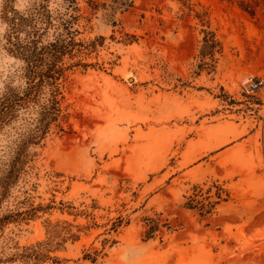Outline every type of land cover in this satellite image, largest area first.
I'll list each match as a JSON object with an SVG mask.
<instances>
[{
  "label": "rangeland",
  "instance_id": "obj_1",
  "mask_svg": "<svg viewBox=\"0 0 264 264\" xmlns=\"http://www.w3.org/2000/svg\"><path fill=\"white\" fill-rule=\"evenodd\" d=\"M241 1L111 11L112 0H76L83 45L67 60L88 65L67 71L62 128L28 146L32 160L0 203V217H24L0 226V264H264V0H248L254 15ZM40 3L54 21L65 10L63 0H0V94L25 84L6 14ZM203 29L222 44L214 71ZM37 107L0 129V167ZM38 241L51 242L50 258L13 257Z\"/></svg>",
  "mask_w": 264,
  "mask_h": 264
},
{
  "label": "trees",
  "instance_id": "obj_2",
  "mask_svg": "<svg viewBox=\"0 0 264 264\" xmlns=\"http://www.w3.org/2000/svg\"><path fill=\"white\" fill-rule=\"evenodd\" d=\"M133 3L134 0H112L108 7L111 11H115L118 8L130 7ZM63 4L65 10L58 11L55 16L57 21H54L53 14L42 3L34 6L25 15L17 10H11V14H6L9 24L8 51L23 61L21 74L25 84L20 88L8 86L0 94V129L17 116L19 109H28L34 105L38 107L34 108L37 115L32 118L33 126L21 134V139L16 144L11 156L0 167V203L22 172L26 170L25 166L32 160L34 152H30L28 146L31 143H39L49 132L52 123L60 129L62 128L60 124V119L64 116L62 86L67 71L74 65H88V63L79 60L72 62L67 60L74 56L76 46L83 44L75 41L74 30L71 29L79 16L76 0H63ZM256 5L248 0H242L239 4L244 11L251 15L255 14ZM92 8H96V6H92ZM39 22H42L43 25H39ZM113 23H115L114 20ZM50 25L55 27L54 32L56 33L52 39L44 41L42 34ZM21 31H24V34H21ZM202 31H204L202 40L207 49L206 53L210 55V61L203 63L209 70L214 71L217 61L215 53L221 52L222 44L213 30L203 29ZM35 209L32 207L33 211ZM14 215L21 217L22 212L17 211L0 217V226L9 219H15ZM158 221V219H150L149 228L146 230L147 237H150L153 230L157 228ZM69 236L72 239L78 238L75 233H71ZM50 247V241H38L34 245L24 246L23 250L15 253L13 257H20L27 261L33 260L38 263L43 259L50 258L48 255ZM84 257L95 260V257L88 253Z\"/></svg>",
  "mask_w": 264,
  "mask_h": 264
}]
</instances>
